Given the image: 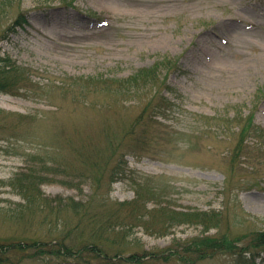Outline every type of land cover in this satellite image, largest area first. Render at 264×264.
Returning <instances> with one entry per match:
<instances>
[{
  "label": "rangeland",
  "instance_id": "rangeland-1",
  "mask_svg": "<svg viewBox=\"0 0 264 264\" xmlns=\"http://www.w3.org/2000/svg\"><path fill=\"white\" fill-rule=\"evenodd\" d=\"M12 1L0 17L1 54L29 80L0 90V243L37 239L49 253L69 232V242L78 233L80 244L129 262L245 263L227 251L179 257L207 236L247 249L264 239V0ZM22 13L27 24L8 29ZM158 89L173 110L140 119ZM154 118L164 124L149 125L150 150L129 152ZM250 122L263 138L241 132ZM21 173L35 175L52 204L73 198L90 215L26 204L11 186ZM116 209L112 221L127 228L106 224L94 238ZM33 253L5 264H76Z\"/></svg>",
  "mask_w": 264,
  "mask_h": 264
},
{
  "label": "trees",
  "instance_id": "trees-1",
  "mask_svg": "<svg viewBox=\"0 0 264 264\" xmlns=\"http://www.w3.org/2000/svg\"><path fill=\"white\" fill-rule=\"evenodd\" d=\"M13 1L7 2L6 0H0V17H2L3 14L7 12L8 7L13 6ZM28 22V18L24 13L20 14L18 18L13 22L8 29H17V27H22L25 26ZM4 33V32H3ZM2 33V34H3ZM5 57H2L1 54V48H0V90L5 91V92H11V88L14 89L15 86L14 84L16 82H23V81H28L29 72L25 71L24 69H20V66L15 62V61H10L9 55H4ZM144 74H146L149 77H154L155 73H152L151 71H143ZM12 74V75H11ZM15 76V77H14ZM16 80H15V79ZM14 80V81H13ZM133 80V78H132ZM131 80V81H132ZM137 80V79H136ZM136 83H131L128 84V86L136 87ZM138 89V88H137ZM169 92H173V95L175 97H180L181 93L180 91L176 88H172L169 85L165 88ZM139 90V89H138ZM164 89H158L160 96L158 98H152L150 101V105L145 106V110L142 113L140 119L147 118L151 119L154 116H160L162 118H166L168 116V111H172L175 102L174 98L170 97L169 95H166V93L163 91ZM157 96V95H156ZM153 109H156L154 112ZM146 110L150 111L152 114L146 115ZM151 115V116H150ZM164 123L162 121H159L158 119L154 118V122H148L146 123V131L143 133L141 137H137L136 140H132V144H129V152H137L136 150H144V151H149L150 146L147 145L149 142V125L150 126H158V125H163ZM166 125V124H165ZM253 130L254 133H256V137L258 139H261L259 137H262V129L258 126L252 127V124L250 122V126H243L242 128V133L244 135H247ZM264 133V132H263ZM244 139V138H243ZM122 146V145H121ZM120 145H117L114 149L121 148ZM137 147V148H133ZM117 151V150H116ZM116 151L114 153H116ZM117 151V152H118ZM118 166L120 168L121 162L118 163ZM123 169H118L115 172L116 173H121ZM37 177L35 175H27L26 173H21L18 174L17 177L13 178L11 180V186H16L18 187V193L21 195L23 200L25 201L26 204L32 203L33 201L37 202L39 207L43 208H48L50 209V212L55 211L54 214L62 213L64 210H69L73 212L76 216L81 215V217H85L87 215H90L88 211L84 208L82 203L79 201L69 198L66 200H61L59 203L56 205L51 203L52 199L46 198L40 191V185L37 181ZM60 209V211H58ZM85 209V210H84ZM52 210V211H51ZM117 212V209L114 210L113 213L108 214V218H106L104 221L101 219L99 220L100 222L96 223L92 227V235L94 238H100V236L103 235L102 227L107 224V228L111 229L112 227H115L117 223H120L121 225H124L126 228L128 225H125L124 222H117V221H112L115 219V216H119ZM175 213V212H174ZM53 214V215H54ZM190 213H176L175 215H179L182 217L188 216ZM199 215H203L202 213ZM96 217L99 219L100 214H97ZM94 218V216L90 217ZM138 220L142 217H137ZM173 219V218H172ZM179 217H175L174 220H178ZM117 220V219H116ZM142 220V219H141ZM44 221V219H43ZM143 222V221H142ZM146 228H148L146 226ZM78 230V226L75 228ZM71 232V231H70ZM153 232V230L151 231ZM69 235L68 233L62 234V236L59 239H56L53 241L51 251L47 253L46 247L49 246L46 242L39 241L37 239L33 241H20V242H4L0 243V264H5V263H16V261H13L11 258L10 254L16 253L21 251V253H27L29 252H37L33 253L39 255L40 257L43 256L42 253H45L46 255H52L55 258H61L62 259H69L73 258L76 261V264H96L95 261H97V264H120L119 262H129L125 258H114V257H119V254L116 255H107L105 252L102 251L101 248L98 247V243H79V237L78 233L73 236V239H75V242H69L72 236L67 237ZM249 243L247 248H236L232 245V243L228 239H212L211 237H203L200 240H193L190 241L188 246L183 249L185 252L180 251V257L181 259H184L186 261L191 260V261H196L197 259H204L207 257H211L212 255L218 253L219 251H227L230 252L238 257V260H246L245 263L243 264H257L256 260L258 257H260V251L255 252L257 249L263 251L264 250V239L261 238H256L253 240V244ZM168 251L165 252L164 258L168 257L167 254H172L173 250L171 248L167 249ZM87 251H93L94 255L87 254ZM101 251L104 253V256L101 255ZM249 255L246 257L245 255ZM187 254V256L185 255ZM248 253V254H247ZM190 254V255H188ZM195 256H192V255ZM106 255V256H105ZM114 258V259H113ZM130 264H142L143 263V258L138 257L137 255H132L130 256Z\"/></svg>",
  "mask_w": 264,
  "mask_h": 264
}]
</instances>
